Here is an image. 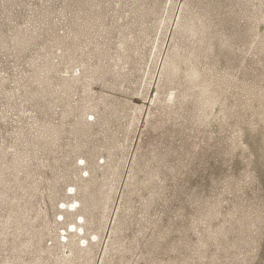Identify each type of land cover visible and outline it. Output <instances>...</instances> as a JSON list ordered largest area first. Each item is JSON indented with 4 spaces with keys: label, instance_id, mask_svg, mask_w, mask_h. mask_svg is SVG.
<instances>
[{
    "label": "rangeland",
    "instance_id": "obj_1",
    "mask_svg": "<svg viewBox=\"0 0 264 264\" xmlns=\"http://www.w3.org/2000/svg\"><path fill=\"white\" fill-rule=\"evenodd\" d=\"M0 264H264V0H0Z\"/></svg>",
    "mask_w": 264,
    "mask_h": 264
},
{
    "label": "bare ground",
    "instance_id": "obj_2",
    "mask_svg": "<svg viewBox=\"0 0 264 264\" xmlns=\"http://www.w3.org/2000/svg\"><path fill=\"white\" fill-rule=\"evenodd\" d=\"M70 211H75L73 204L71 205V210Z\"/></svg>",
    "mask_w": 264,
    "mask_h": 264
}]
</instances>
